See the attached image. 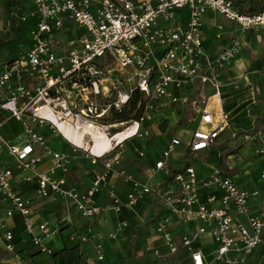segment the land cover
<instances>
[{"label": "built area", "instance_id": "2783aa9c", "mask_svg": "<svg viewBox=\"0 0 264 264\" xmlns=\"http://www.w3.org/2000/svg\"><path fill=\"white\" fill-rule=\"evenodd\" d=\"M28 1L38 18V25L31 31V46L0 72V115L7 113L23 127V141L19 144L5 139L0 132V155L15 159L14 168L0 162V264H34L19 249L24 238L40 254L54 255L45 241L57 235L58 228L46 221L41 224L33 221L32 200L14 188L17 173L22 182L36 180L41 198L62 199L85 219H92L102 211L117 214L132 211L147 197L157 196L165 214L157 222L156 234L170 254H178L180 247L188 251L190 264H247L249 257L260 249L264 260V205L259 212H252L253 202L261 195L259 189L241 188L234 177L216 166L202 179L193 165L172 176L167 161L180 144L178 139L169 144L163 151V159L151 168L152 176L165 170L172 177L164 188L154 187L149 181L142 183L122 168L125 145L150 137L146 124L154 121L163 102L179 101L172 95L173 89L189 84L210 83L216 92L203 101L200 125L192 132L188 152L208 153L219 143L231 125V118L223 108L221 85L214 67L228 65L238 58L243 42L235 37L221 54L210 56L204 50V15L216 13L242 32H251L264 29V11L247 13L233 0ZM179 11L188 12L186 22L178 19ZM66 23L85 31L73 39H58ZM222 29L220 26L219 32ZM158 100L160 104H155ZM133 103L140 115L121 119L125 111L132 112ZM81 127L123 139L104 155H92L67 135V131ZM44 128L64 139L73 154L82 151L91 158L92 166L101 165L93 173L89 190L65 188V174L76 157L52 149L42 134ZM259 150L264 156V142ZM138 153L145 156L141 151ZM48 159L52 164L40 172L39 166ZM114 175L129 183L124 199L111 182ZM261 178L264 181V172ZM104 190L109 191L110 204L102 208L97 196ZM204 193H208L205 198ZM15 213L24 222L20 241L8 223ZM64 220L70 221L71 216L67 214ZM193 223H197L195 229L183 233L180 241H176L174 231L178 226ZM127 226L128 221L121 222L118 230ZM108 236L116 238L117 232ZM70 237L72 241L92 242L96 259L105 260L104 234L89 227ZM203 237L213 240L211 255L196 246ZM155 255L161 256L158 251ZM83 264L93 261L87 259Z\"/></svg>", "mask_w": 264, "mask_h": 264}, {"label": "crops", "instance_id": "0c3cea01", "mask_svg": "<svg viewBox=\"0 0 264 264\" xmlns=\"http://www.w3.org/2000/svg\"><path fill=\"white\" fill-rule=\"evenodd\" d=\"M233 1L236 4L239 3L238 0ZM242 2L243 3L237 5L241 10L245 11L244 8L246 6L248 7V2L247 0H242ZM34 12L35 8H33L28 0H0V32H3V34L0 33V41L7 42L11 38L9 34L12 33L14 29H19L20 33H22L23 30L27 31L30 39L32 29L38 25V18L33 15ZM178 14V19L181 22L187 21L188 12L179 11ZM30 17H34L36 20V25L33 27L26 23L27 19ZM233 25V23L223 18L221 15L219 16L213 12H208L203 18L202 32L205 37L204 50L209 53L210 56L216 57L221 54V51L228 47L235 37L242 39L243 48L238 58L230 64L222 67H214L215 72L218 74V82L221 85L220 92L222 94L223 108L230 115L231 125L221 137L219 143L213 147L210 152L203 153L208 158L214 155V158H209L211 163L205 164L201 169L198 167L196 168H198L200 179L205 177L212 167L216 166L222 168L225 174L234 177L235 182L241 188L243 187L248 191L259 189L261 195L252 204V212L257 213L264 205V181L261 178L264 172V156L259 152V148L264 142V134L262 133L264 127V113L261 115V120L258 121L256 117L258 115L256 110L260 108L259 99H262V97L264 98V62H259L252 58L253 54L258 52L254 51L253 53L249 51V48H257L255 42L251 43V46L248 48L243 38L237 35V32L236 35L233 34L235 32H226V34L224 33L223 35L221 34L222 31L219 32L218 30L220 26H223V28L226 26V28L230 29ZM236 28L238 29V27ZM254 31L257 30L246 33L252 34ZM219 34L221 37L217 36ZM79 35H81V33L77 26L66 23L64 32L58 33L57 38L65 40L67 37H70L68 39H73V37ZM222 35L224 36L223 39L226 40L227 38L228 42L220 45L223 39L221 41L219 39L222 38ZM4 38H7V40H4ZM27 50L28 49L19 53L18 56H23ZM13 58L14 56L10 57V59ZM4 68L1 69L0 72H2ZM196 84L199 85L201 83H195L194 85L189 84L182 89H173L172 95L179 98V101L173 102L175 106L173 103L163 104L161 109L165 108L166 110L157 112L153 118L154 121L146 124L150 130V137L141 140L135 139L128 142L123 148L122 168L134 175L138 181L142 183L149 181L152 186L158 188H164L171 182L172 177L167 176L165 170L159 171L157 175L152 176L151 168H153L159 160L163 159V151L167 149L174 139L180 140V144L175 146L173 155L167 161V169H169L172 176L176 172L186 169L185 164L189 156H191L188 152L189 141L191 140L192 132L199 126L195 129L187 130L185 127L181 126L179 122L182 121V117L188 113L190 108L196 107L198 104L197 101L190 103V99H194L196 96V94L190 90L196 91ZM201 87V93L204 91L207 93L206 96L203 97V101H206L216 92V89L210 83L202 84ZM202 107L203 105L200 109ZM200 109L196 110L199 125L201 120ZM10 119H13L10 115L2 113L0 115V129L7 125ZM168 120L171 122L166 123ZM42 134L45 135L52 149L59 152L63 151L76 157L68 173L65 174L67 180L65 188H75L82 192L89 190L93 181V173L95 170H100L101 165L92 166L91 158L88 156L84 157L78 151L73 154V149L70 145L66 147L61 143V146H55L53 142L60 136L56 135L48 128L42 129ZM183 136H185L186 139L183 138ZM22 138L23 127L22 133L18 136L10 135L5 139L19 144L23 141ZM138 151L145 153V156L141 157ZM0 162L10 168H14L15 165V159L3 153L0 155ZM51 164L50 159L45 160L43 164L39 166V171L44 172ZM15 173H17V171H15ZM17 174L18 175L14 179V188L21 192L25 198L32 200V206L35 211L33 221L38 224L45 223L46 221L49 222L51 227L57 226L58 228L57 235L47 237L45 241V243L53 249L56 256L40 254L38 250L31 245L30 241L25 238L24 242L19 244L20 251H25L24 255L32 263L83 264L87 259H91L93 264L191 263L190 254L182 247H180L176 255H172L169 252L163 255L160 253L159 250L163 247L164 242L162 238L156 234V225L160 217L165 214V210L162 206V202H160L157 196L147 197L142 204L138 205V207L132 211L122 212L120 214L114 211H102L92 219H85L77 215L75 208L67 205L62 199L53 200L41 198L37 189L36 180L25 183L22 182L19 173ZM61 174L62 173L58 174V177H60ZM111 182L116 188L117 194L124 199L130 187L129 183L125 182L117 175L112 176ZM108 192V190H104L97 196V203L102 208L110 204ZM207 195L208 193H204L203 198ZM67 214L71 216L70 221L64 220ZM130 216H133L137 227L128 226L122 230H118L121 222L128 221L129 223ZM8 223L11 227H14L15 232L18 234L20 233L19 239L22 238L24 231L22 216L19 213H15ZM196 224L197 223L188 226H178L177 230L174 231L176 241H180L183 233L193 231ZM89 227H91L94 232H100L107 236L104 241L106 257L103 261H98L96 259L97 254L95 253L94 244L92 242L81 243L80 240L72 241L69 237L78 230L81 233L85 232ZM111 232H117V237L109 238L108 235ZM196 246L202 248L206 255H211L213 252L214 245L211 237H203L196 243ZM156 251L161 254L160 257L155 255ZM262 253V249L255 252L249 257L247 264H264Z\"/></svg>", "mask_w": 264, "mask_h": 264}, {"label": "rangeland", "instance_id": "374dc122", "mask_svg": "<svg viewBox=\"0 0 264 264\" xmlns=\"http://www.w3.org/2000/svg\"><path fill=\"white\" fill-rule=\"evenodd\" d=\"M35 18L34 17H30L29 19H27L26 23L30 26H35ZM239 29V28H238ZM236 28L235 25H233V27L226 28V26H224V28L221 30V34L224 35V33L226 34V32H235L233 33L234 35H239L240 37L243 38L244 43L246 44V46H248V48L251 46V43H256V47L255 49H250V52L254 51H258L256 53L253 54L252 58L253 60L259 61V62H264V29L261 30H257L254 31L252 34L251 33H246V32H241ZM85 30L83 28L80 29V33H83ZM1 34H3V32H0ZM239 33V34H238ZM0 34V35H1ZM222 38L219 39L220 41L223 39ZM8 36V35H7ZM9 36H11V38L7 41V42H1L0 41V70L3 69L6 64H8V61L10 59V57L12 56H16L21 52H24V50L28 49L31 45V41L28 37V33L27 31L23 30L22 33L19 32V29H14L12 33L9 34ZM228 36V35H226ZM70 38V37H67ZM4 40H7V38H4ZM228 42L227 38L226 40H222L220 45L226 44ZM15 43V44H13ZM258 53V56H257ZM202 84H196V88L194 90H190L191 92L195 93L196 96L194 97V99H190V103H193V101H197L198 104L196 105V107H192L189 109L188 113H186L185 116L182 117V121L179 122V124L183 127H185L187 130H191V129H195L199 126V120L197 119V112L196 110L200 109V107L203 105V97L206 96V92L204 91L203 93H201L202 91ZM201 87V88H200ZM187 91V90H185ZM189 91V94H190ZM161 100H158L157 102H154L155 104H160ZM165 105V102H163ZM173 105L175 106V104L173 103ZM173 106V107H174ZM198 106V107H197ZM167 107V106H166ZM169 107V106H168ZM173 109V108H172ZM162 110H166L165 108L160 109V111ZM171 110V109H169ZM159 111V112H160ZM167 122H171L170 120L166 121ZM175 122V121H174ZM173 122V123H174ZM183 138H185V136H183ZM186 139V138H185ZM65 145L66 147H69V144L62 138H58L56 141L53 142V144L57 147L61 146L60 144ZM185 145V144H183ZM221 149V148H219ZM79 153H81V155H83L84 157H87L86 153L82 152V151H78ZM209 158H214L213 156H210ZM209 158L206 157L204 154L200 155V154H191V156L188 159V162H190L191 165L198 167V168H202L205 164L207 165L208 163H211V161H209Z\"/></svg>", "mask_w": 264, "mask_h": 264}, {"label": "trees", "instance_id": "16d2710c", "mask_svg": "<svg viewBox=\"0 0 264 264\" xmlns=\"http://www.w3.org/2000/svg\"><path fill=\"white\" fill-rule=\"evenodd\" d=\"M239 3H243L242 0H238ZM248 2V7L246 6L244 9L246 12L248 13H253V12H259V11H264V0H247ZM239 3H237L239 5ZM250 5V6H249ZM19 58L18 55L14 56L13 59H10L8 61L9 64H12L15 60H17ZM259 102H260V108L258 110H256L257 112V119L258 121L262 119L261 115L262 113H264V98L262 97V99H259ZM136 104L133 103V108H132V112H127L125 111L124 114H122L121 116V119H124V118H137L139 115H140V111H136ZM131 114V115H129ZM0 132L1 134L5 137V138H8L10 135H13V136H18L19 134L22 133V126L19 122H17L14 118L13 119H10L7 123V125H5L3 128L0 129ZM190 155V154H189ZM190 157V156H189ZM188 166H191L190 162H186L185 164V167H188ZM129 223H128V226L129 227H137L136 223H135V220L133 219V216H130L129 217ZM127 226V227H128ZM19 236H20V233L18 234L16 232V238L19 240ZM71 236V235H70ZM69 236V237H70ZM71 239V237H70ZM163 241V239H162ZM164 242V241H163ZM74 250V249H73ZM160 253L163 255V254H167L169 251L168 249L166 248L165 245H163V247H161V249L159 250ZM54 254V253H53ZM160 254V255H161ZM55 255V254H54ZM56 256V255H55ZM184 264V262H183Z\"/></svg>", "mask_w": 264, "mask_h": 264}, {"label": "bare ground", "instance_id": "6f19581e", "mask_svg": "<svg viewBox=\"0 0 264 264\" xmlns=\"http://www.w3.org/2000/svg\"><path fill=\"white\" fill-rule=\"evenodd\" d=\"M67 135L75 145L90 152L92 155L98 156L104 155V153L108 152L117 142L123 139V136L110 138L102 131H90L84 127L75 129V131H67Z\"/></svg>", "mask_w": 264, "mask_h": 264}]
</instances>
